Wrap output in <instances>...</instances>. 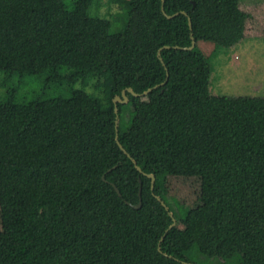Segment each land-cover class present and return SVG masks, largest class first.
I'll use <instances>...</instances> for the list:
<instances>
[{"label":"trees","instance_id":"trees-1","mask_svg":"<svg viewBox=\"0 0 264 264\" xmlns=\"http://www.w3.org/2000/svg\"><path fill=\"white\" fill-rule=\"evenodd\" d=\"M95 1L0 0V72L48 87L19 97L0 81V264H264V228L204 230L190 257L165 243L232 193L185 205L171 176L264 181V96L211 84L213 60L241 43L252 14L242 0H129L124 28L90 40L78 30ZM162 82L118 104L128 156L114 98Z\"/></svg>","mask_w":264,"mask_h":264},{"label":"rangeland","instance_id":"rangeland-1","mask_svg":"<svg viewBox=\"0 0 264 264\" xmlns=\"http://www.w3.org/2000/svg\"><path fill=\"white\" fill-rule=\"evenodd\" d=\"M241 6H246L249 13L258 15H252L241 43L221 50L213 60L212 89L215 93L225 95L264 96V0H242ZM129 8V0H96L90 9V22L79 26V36L98 40L122 30ZM198 45L208 53L213 44L199 41ZM6 79L19 97L40 93L48 88L44 75L15 74L8 78L0 72V81ZM76 86L80 87L79 84ZM50 88L53 94L67 92V88L62 85ZM85 88L87 92H92L91 88ZM169 186L171 193L185 205L195 204L198 199L216 191L232 192L224 211L211 213L194 224L181 223L178 229L167 236L165 243L173 248L180 246L186 251L187 257L193 251V240L204 230L264 228V181L250 183L215 177L171 176Z\"/></svg>","mask_w":264,"mask_h":264},{"label":"water","instance_id":"water-1","mask_svg":"<svg viewBox=\"0 0 264 264\" xmlns=\"http://www.w3.org/2000/svg\"><path fill=\"white\" fill-rule=\"evenodd\" d=\"M162 1L164 2L165 0H162ZM162 9H163V11H164V14H165L168 18H172L173 16H175V15L178 14V12H177V13H174V14H172V15L167 14V13L165 12V10H164V6L162 7ZM183 13L187 14V13L184 12V11H183ZM189 23H190V27H191V29H192V20H191L190 17H189ZM191 37H192V44H191V46H189V47H184L185 49H193V48L195 47V45H196V39H195L193 33H192ZM164 47H169V46L166 45V46H164ZM176 47H177V46H176ZM162 48H163V47H162ZM162 48H160V50H159V52H158V55H159V58L161 59V61L164 62V61H163V58H162V56H161V50H162ZM167 77H168V73H167ZM165 82H166V81H165ZM165 82H162V83H160V84H158V85H155L154 87L149 88V89L145 90V91L142 92V93L135 92L134 89H133L132 87H127V88H125V89L122 90V95H121V96H120V95L115 96V98H114V103H115V112H116V115H117V116H116V140H117V143L119 144L120 148H121V149H122V150H123L128 156H131V155L127 152V150L125 149V147L122 145V143H121L120 140H119V134H118L119 108H118V104H119V102L125 103V102L128 101L129 97H128V95H127V91H128V92H131L134 96H145V95H147V94H148L153 88H157V87L163 85ZM132 160H133V162H134L136 168H137L141 173H144L145 175H147V176H149V177L151 178V181H152V188H154V184H155V180H156V176H155V174H153V173H145V172L142 170V168L137 164L136 160H135L133 157H132ZM114 187H115V189L117 190V192L120 194V190L118 189V187H117L115 184H114ZM156 197H157L158 200H159V201L165 206V208H166L167 210H169V207H168V205L165 203V201H163L162 198H161L159 195H156ZM134 206H135V207H140V206H141V202H140L139 204H137V205H134ZM169 213H170L171 216H173V212H172V211H169ZM175 224H176V219H175L174 223H173V224L167 229V231H166L165 234L162 236V238H161V240H160V242H159V243H160V244H159V250H160L162 253H163V251H162V249H161V244H162V242L164 241V239H165L166 235L168 234L169 230H170L171 228H173V227L175 226ZM164 254H165V253H164ZM185 263H187V262H185ZM187 264H196V263H187Z\"/></svg>","mask_w":264,"mask_h":264},{"label":"crops","instance_id":"crops-1","mask_svg":"<svg viewBox=\"0 0 264 264\" xmlns=\"http://www.w3.org/2000/svg\"><path fill=\"white\" fill-rule=\"evenodd\" d=\"M251 14L254 15V16L258 15V14H256V13L254 14L253 12H252ZM258 19H259V18H258Z\"/></svg>","mask_w":264,"mask_h":264},{"label":"bare ground","instance_id":"bare-ground-1","mask_svg":"<svg viewBox=\"0 0 264 264\" xmlns=\"http://www.w3.org/2000/svg\"><path fill=\"white\" fill-rule=\"evenodd\" d=\"M121 96V95H120Z\"/></svg>","mask_w":264,"mask_h":264}]
</instances>
